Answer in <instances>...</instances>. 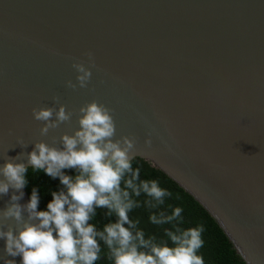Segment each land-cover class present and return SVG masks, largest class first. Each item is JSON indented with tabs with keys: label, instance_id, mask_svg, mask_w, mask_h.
Instances as JSON below:
<instances>
[{
	"label": "water",
	"instance_id": "water-1",
	"mask_svg": "<svg viewBox=\"0 0 264 264\" xmlns=\"http://www.w3.org/2000/svg\"><path fill=\"white\" fill-rule=\"evenodd\" d=\"M93 100L112 110L114 139L134 138L133 154L191 193L247 264H264V0H0V166L28 164L39 140L59 146ZM60 104L71 119L42 135L33 108ZM20 192L26 205V187L10 188L0 212ZM2 257L22 259L0 239Z\"/></svg>",
	"mask_w": 264,
	"mask_h": 264
},
{
	"label": "clouds",
	"instance_id": "clouds-1",
	"mask_svg": "<svg viewBox=\"0 0 264 264\" xmlns=\"http://www.w3.org/2000/svg\"><path fill=\"white\" fill-rule=\"evenodd\" d=\"M88 56L94 67L92 53ZM73 67L79 85L85 87L91 68L82 62ZM67 84L76 87L72 81ZM32 111L35 119L45 122L42 135L72 116L63 104L58 109ZM111 112L93 100L80 107L79 127L63 133L59 146L39 140L28 153V164L7 160L0 166V194L24 188L29 165L33 172L42 170L58 177L63 185L51 192L52 199L43 210L38 207L40 196L35 187L26 205L15 203L23 192L11 196L13 203L0 212V223L11 218L17 226L15 230L0 227L6 253L21 256L20 264H96L102 255L110 264H205L200 253L204 226L184 227L183 207L167 202L172 192L156 178H142L141 168L134 166L138 156L131 152L135 140L129 136L114 139ZM66 169H74L75 175ZM97 208H106L104 215L116 219L98 228L89 222ZM137 208L146 211L147 223L161 229L162 235L147 231L139 217L130 218L129 213ZM0 259L4 264H17L14 259Z\"/></svg>",
	"mask_w": 264,
	"mask_h": 264
},
{
	"label": "trees",
	"instance_id": "trees-1",
	"mask_svg": "<svg viewBox=\"0 0 264 264\" xmlns=\"http://www.w3.org/2000/svg\"><path fill=\"white\" fill-rule=\"evenodd\" d=\"M136 165L141 168L142 178H156L163 187L168 188L172 192L173 195L167 202L183 207L184 227L196 226L197 224L204 226V244L200 249V253L204 257L205 264H247L238 254L232 241L218 221L191 193L161 168L154 166L145 158L138 156L134 162V166ZM64 171L70 175H75L74 169H66ZM27 179L28 183L25 187L29 195L31 196L33 187L38 190L40 196L38 207L41 210L46 209L47 203L52 199L51 192L59 191L63 187L58 177L52 178L42 170L33 172L31 166H29ZM96 211V217L89 222L96 223L98 228H102L110 219L113 221L116 219L114 215L112 217L104 215L107 211L106 208H97ZM129 216L130 218L139 217L141 226L146 227L147 231L157 232L162 235L161 229L147 223V213L143 208L133 209ZM96 264H110V262L102 255Z\"/></svg>",
	"mask_w": 264,
	"mask_h": 264
}]
</instances>
